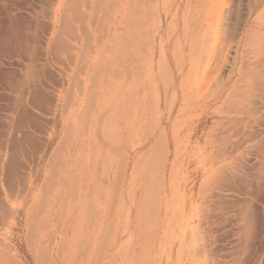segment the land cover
Listing matches in <instances>:
<instances>
[{
    "label": "rangeland",
    "instance_id": "374dc122",
    "mask_svg": "<svg viewBox=\"0 0 264 264\" xmlns=\"http://www.w3.org/2000/svg\"><path fill=\"white\" fill-rule=\"evenodd\" d=\"M0 264H264V0H0Z\"/></svg>",
    "mask_w": 264,
    "mask_h": 264
}]
</instances>
